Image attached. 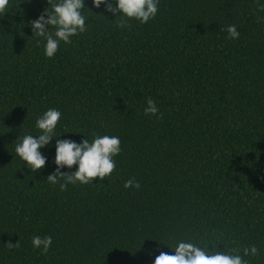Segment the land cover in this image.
I'll use <instances>...</instances> for the list:
<instances>
[{"label":"trees","instance_id":"trees-1","mask_svg":"<svg viewBox=\"0 0 264 264\" xmlns=\"http://www.w3.org/2000/svg\"><path fill=\"white\" fill-rule=\"evenodd\" d=\"M48 7L8 0L0 12V264H152L148 251L176 240L255 245L243 259L264 264V0H159L153 19L124 27L85 0L86 31L52 58L30 28ZM49 108L59 138H120L103 181L61 191L46 179L54 149L35 173L15 155ZM34 235L52 237L47 253Z\"/></svg>","mask_w":264,"mask_h":264},{"label":"clouds","instance_id":"clouds-1","mask_svg":"<svg viewBox=\"0 0 264 264\" xmlns=\"http://www.w3.org/2000/svg\"><path fill=\"white\" fill-rule=\"evenodd\" d=\"M49 7L45 9L48 19L41 15L30 22L32 39L39 45L43 41V55L52 58L56 54L61 42L71 43V38L86 31V20L84 15L85 0H48ZM94 8L104 5L106 13L122 17L118 27H124L126 20H136L141 24L153 19L158 11L159 0H91ZM8 0H0V12H7ZM88 9V8H87ZM227 32L229 39H236L239 33L235 25H228L223 29ZM144 114L159 118V109L152 99L146 100ZM61 112L56 108H49L42 112L34 123L37 134H24L17 137L14 146V153L24 163L27 169L35 173L44 168L47 157L41 149H54L53 164L55 170L47 176V181L52 185H59L63 191L66 185H87L93 183L94 178L103 181L115 168L114 157L121 151V141L118 136L96 135L89 141L87 138L79 142L59 138L55 130ZM54 141V143H53ZM75 169L68 172H61L60 169ZM99 183V182H97ZM125 189H139L140 184L132 179L125 181ZM34 249L41 253H47L52 246V237L49 235H34L31 239ZM166 245L171 252H165L160 248L149 250L147 255L154 259L152 264H248L244 256H256L258 249L255 245H249L236 254L231 251L217 250L216 245L211 249L201 246L200 243H193L187 240H176L174 245ZM18 242L13 245L8 243L9 248L18 247ZM242 252V254H241ZM158 253V254H156Z\"/></svg>","mask_w":264,"mask_h":264}]
</instances>
